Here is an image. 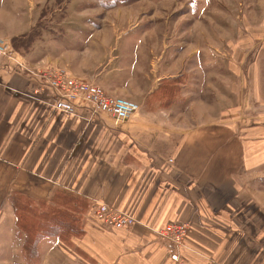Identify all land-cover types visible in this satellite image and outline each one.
<instances>
[{
  "label": "crops",
  "instance_id": "0c3cea01",
  "mask_svg": "<svg viewBox=\"0 0 264 264\" xmlns=\"http://www.w3.org/2000/svg\"><path fill=\"white\" fill-rule=\"evenodd\" d=\"M81 1H67L56 14L50 0H0V39L30 41L27 50L17 44V61L0 54V253L26 262L23 242L27 232L38 234L45 207L63 216L36 244L47 262L264 264L262 136L246 151V138L231 136L230 123L172 118L182 109L171 96L160 101V86L169 82L184 95L179 54L157 31L121 41L132 29L120 28L118 15L129 10ZM45 67H63L140 103V113L125 121L91 116L83 105L73 115L54 111L32 94L30 73ZM70 196L72 202L63 199ZM101 202L130 213L134 223L105 227L93 211ZM27 206L31 213L19 209ZM70 213L75 231L66 226ZM54 216L46 215L52 226L60 222ZM170 222L190 225L179 261L159 233Z\"/></svg>",
  "mask_w": 264,
  "mask_h": 264
},
{
  "label": "rangeland",
  "instance_id": "374dc122",
  "mask_svg": "<svg viewBox=\"0 0 264 264\" xmlns=\"http://www.w3.org/2000/svg\"><path fill=\"white\" fill-rule=\"evenodd\" d=\"M67 1L50 0L47 7L59 14ZM101 1L103 5L112 3L122 10H129L126 15H118L120 28L132 29L122 36L121 41L132 39V34L137 35L142 30L151 34L157 31L160 41H166L168 50L179 54L181 70L176 69L183 78L184 95H180L178 87L170 88L169 82L160 86L165 94L160 101L171 96L177 99L182 109L173 111L172 118L191 119L194 126L227 122L230 123L231 136L236 133L246 138V151L254 145L257 136H262L264 148V0ZM80 4L86 5L87 0ZM150 38V41H158L152 35ZM15 42L23 46H20L21 50L29 49V40L16 38ZM155 99L153 97V101ZM139 113L140 108L125 121ZM241 142L238 143L242 146ZM50 210L39 209L41 216L45 215L44 219L51 215ZM23 226L26 229L31 227L32 221L25 219ZM42 227L46 228L45 223ZM189 230L190 225L184 241ZM27 235L28 241L32 242L34 237L30 232ZM36 250V245L34 252L27 249V255L34 256L31 262L26 259L23 248L26 262H16L14 255L0 253V259H6L0 264H63L58 258L51 263L41 260Z\"/></svg>",
  "mask_w": 264,
  "mask_h": 264
},
{
  "label": "built area",
  "instance_id": "2783aa9c",
  "mask_svg": "<svg viewBox=\"0 0 264 264\" xmlns=\"http://www.w3.org/2000/svg\"><path fill=\"white\" fill-rule=\"evenodd\" d=\"M0 54L8 60L17 61L18 53L5 39H0ZM30 74L33 97L42 103H48L54 111L66 115L75 114L78 106L83 105L88 107L91 116L107 113L116 120H126L140 108L139 103L113 96L100 86L73 76L65 68L45 67L32 70ZM93 211L94 217L111 229L130 227L135 221L130 213L103 202L97 204ZM188 227L187 222H170L159 231L170 241V259L174 261L180 260L179 251Z\"/></svg>",
  "mask_w": 264,
  "mask_h": 264
},
{
  "label": "trees",
  "instance_id": "16d2710c",
  "mask_svg": "<svg viewBox=\"0 0 264 264\" xmlns=\"http://www.w3.org/2000/svg\"><path fill=\"white\" fill-rule=\"evenodd\" d=\"M15 39L16 38H12L11 39V44H12V47L14 48V49H17V44H16V42H15ZM63 199L65 200V201H69V202H72V198H71V196L70 197H63ZM71 206H73V205H71ZM67 208H70L69 206H66ZM74 208H77V207H74ZM19 209L21 210V209H23V210H27L29 213H31L32 212V208H30V207H19ZM18 209V210H19ZM21 211V212H24V211ZM71 210H75V209H71ZM50 212L52 213V212H55V216H54V218H60V216H61V213H59V212H57V209H55V208H52L51 210H50ZM76 212V211H75ZM33 215H35V214H33ZM60 215V216H59ZM70 215H71V219H69V224H68V222H67V227L68 228H71V229H73V231H75L76 229H75V225H74V223H75V221H76V215H74V213H70ZM44 217H45V215H44ZM63 217V216H62ZM47 218V217H46ZM46 218L45 219H41L40 220V222H38V227H39V232H38V234L36 235V237H34V240L32 241V242H30V241H28L27 239L26 240H24V242H23V249H24V251H25V257H26V259L29 261V262H31V261H33V258H34V256L33 255H27V249L28 248H30V252H34L35 251V245L37 244V242L43 237V236H46V235H49V234H52L53 232H55L56 231V229H58L59 227H61V225L60 224H62L61 223V218L59 219V221L60 222H58V220H56V222L54 223V226H52L50 223H48L47 221H46ZM45 223V225H46V228L45 229H43V227H42V224H44Z\"/></svg>",
  "mask_w": 264,
  "mask_h": 264
}]
</instances>
